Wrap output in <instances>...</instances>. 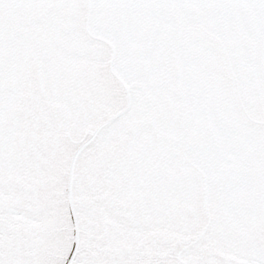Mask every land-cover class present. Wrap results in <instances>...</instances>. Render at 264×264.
I'll use <instances>...</instances> for the list:
<instances>
[{
	"label": "snow or ice",
	"instance_id": "snow-or-ice-1",
	"mask_svg": "<svg viewBox=\"0 0 264 264\" xmlns=\"http://www.w3.org/2000/svg\"><path fill=\"white\" fill-rule=\"evenodd\" d=\"M0 264H264V0H0Z\"/></svg>",
	"mask_w": 264,
	"mask_h": 264
}]
</instances>
